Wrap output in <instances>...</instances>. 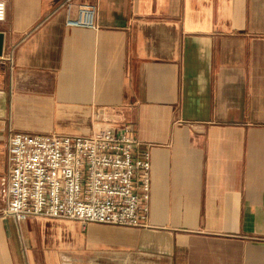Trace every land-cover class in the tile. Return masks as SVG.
Returning a JSON list of instances; mask_svg holds the SVG:
<instances>
[{"label": "crops", "instance_id": "crops-1", "mask_svg": "<svg viewBox=\"0 0 264 264\" xmlns=\"http://www.w3.org/2000/svg\"><path fill=\"white\" fill-rule=\"evenodd\" d=\"M0 212L14 132L130 126L144 226L0 215V264H264V0H3Z\"/></svg>", "mask_w": 264, "mask_h": 264}, {"label": "built area", "instance_id": "built-area-1", "mask_svg": "<svg viewBox=\"0 0 264 264\" xmlns=\"http://www.w3.org/2000/svg\"><path fill=\"white\" fill-rule=\"evenodd\" d=\"M68 27L98 30L96 3L67 0ZM6 5L0 0V21ZM7 201L2 214L144 226L149 215L150 152L130 126L88 135L14 132L8 147Z\"/></svg>", "mask_w": 264, "mask_h": 264}, {"label": "water", "instance_id": "water-1", "mask_svg": "<svg viewBox=\"0 0 264 264\" xmlns=\"http://www.w3.org/2000/svg\"><path fill=\"white\" fill-rule=\"evenodd\" d=\"M3 50V34L0 32V55Z\"/></svg>", "mask_w": 264, "mask_h": 264}, {"label": "rangeland", "instance_id": "rangeland-1", "mask_svg": "<svg viewBox=\"0 0 264 264\" xmlns=\"http://www.w3.org/2000/svg\"><path fill=\"white\" fill-rule=\"evenodd\" d=\"M2 211L0 212V215H1Z\"/></svg>", "mask_w": 264, "mask_h": 264}]
</instances>
